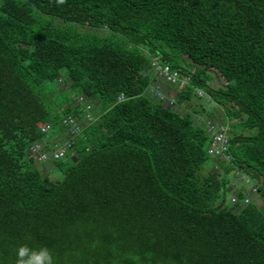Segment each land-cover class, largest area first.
<instances>
[{
	"label": "trees",
	"instance_id": "obj_1",
	"mask_svg": "<svg viewBox=\"0 0 264 264\" xmlns=\"http://www.w3.org/2000/svg\"><path fill=\"white\" fill-rule=\"evenodd\" d=\"M21 243L56 264H264V0H0V264Z\"/></svg>",
	"mask_w": 264,
	"mask_h": 264
},
{
	"label": "built area",
	"instance_id": "obj_2",
	"mask_svg": "<svg viewBox=\"0 0 264 264\" xmlns=\"http://www.w3.org/2000/svg\"><path fill=\"white\" fill-rule=\"evenodd\" d=\"M151 65L153 66V69L156 71L157 76L163 77L166 81L170 82L171 84L176 85L178 88L183 87L187 80L180 78L176 72H170L167 66L160 67L156 63V59H153L151 62ZM196 94L198 97H203V92L196 91ZM159 98H161L160 95H158ZM78 100H81L79 98ZM204 100V99H203ZM204 101H208V99H205ZM170 103V102H169ZM86 119L90 121V117L86 115ZM62 124L65 125L67 130L69 131L70 135L77 134L80 131V124L76 122L72 118H66L62 120ZM206 132L210 135L211 143L208 147V154L211 156H220L222 159L229 160V157L225 155L226 152V144L228 140V131L229 126L227 123L224 124H218L212 120H207L205 122ZM49 129V126H44L42 128L43 131H47ZM69 147V143H66L64 145H60L59 147L52 150V156L54 158L62 157L65 154L66 149ZM37 145H34L30 152L34 153L37 152ZM40 159H46V153L40 154ZM253 190V189H252ZM233 201V198L231 199Z\"/></svg>",
	"mask_w": 264,
	"mask_h": 264
},
{
	"label": "clouds",
	"instance_id": "obj_3",
	"mask_svg": "<svg viewBox=\"0 0 264 264\" xmlns=\"http://www.w3.org/2000/svg\"><path fill=\"white\" fill-rule=\"evenodd\" d=\"M15 264H56V257L47 245L21 243L15 249Z\"/></svg>",
	"mask_w": 264,
	"mask_h": 264
},
{
	"label": "crops",
	"instance_id": "obj_4",
	"mask_svg": "<svg viewBox=\"0 0 264 264\" xmlns=\"http://www.w3.org/2000/svg\"><path fill=\"white\" fill-rule=\"evenodd\" d=\"M167 99V98H166ZM216 105H207V111H213L215 109H217V111L213 112V115L208 118V120H212L218 124H224V122H222V117H221V114H222V111L221 109Z\"/></svg>",
	"mask_w": 264,
	"mask_h": 264
},
{
	"label": "rangeland",
	"instance_id": "obj_5",
	"mask_svg": "<svg viewBox=\"0 0 264 264\" xmlns=\"http://www.w3.org/2000/svg\"><path fill=\"white\" fill-rule=\"evenodd\" d=\"M51 178L53 179L54 176L52 175ZM229 178L230 179H233V178L235 179V177H234V175L232 173L229 175ZM227 198L229 199L228 195H227ZM257 203H260V200L259 199H257Z\"/></svg>",
	"mask_w": 264,
	"mask_h": 264
},
{
	"label": "water",
	"instance_id": "obj_6",
	"mask_svg": "<svg viewBox=\"0 0 264 264\" xmlns=\"http://www.w3.org/2000/svg\"><path fill=\"white\" fill-rule=\"evenodd\" d=\"M71 159L74 160V157L72 156Z\"/></svg>",
	"mask_w": 264,
	"mask_h": 264
}]
</instances>
